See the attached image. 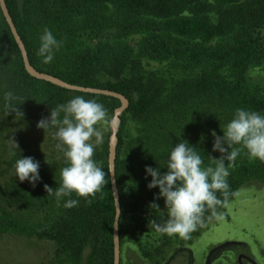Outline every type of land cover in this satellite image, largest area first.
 <instances>
[{"label":"trees","instance_id":"16d2710c","mask_svg":"<svg viewBox=\"0 0 264 264\" xmlns=\"http://www.w3.org/2000/svg\"><path fill=\"white\" fill-rule=\"evenodd\" d=\"M5 1L33 66L64 82L112 90L130 101L121 116L115 164L121 248L128 239L141 240L143 234L161 235L153 221L163 223L167 218L166 210H161L163 198L155 201L161 209L150 207L159 189L147 187L151 177L145 178V166L166 167L168 152L163 148L158 152L155 146L152 155L144 146L136 155L123 134L127 114L145 124L140 139L144 144L150 133L174 135L170 127L177 121L193 123L194 130L187 128V140L205 167H214L210 156L220 155L212 152V130L222 135L237 108L264 114V87L250 85L247 78L252 66L264 64V0ZM45 28L62 41L48 64L37 55ZM134 36L141 39L131 43ZM85 38L98 41L94 46L82 45ZM147 60L171 61L184 76L169 84L158 72H146ZM75 96L102 103L107 116L121 105L111 96L71 91L31 76L0 7V234L53 241L55 250L48 264H114L116 202L108 172L110 132L94 154L108 183L88 198L91 203L75 193L60 201L47 194L44 185L58 188L61 169L67 166L65 159H59V150L23 152L21 147L17 151L14 165L20 156L40 162L42 179L35 187L4 167L6 140L18 134L54 133V128H38L37 122ZM125 153L128 156L123 158ZM229 172L227 200L247 183L264 180V162L249 159L242 149ZM67 199L79 203L65 207ZM213 216L206 212L203 227Z\"/></svg>","mask_w":264,"mask_h":264},{"label":"clouds","instance_id":"9594fccd","mask_svg":"<svg viewBox=\"0 0 264 264\" xmlns=\"http://www.w3.org/2000/svg\"><path fill=\"white\" fill-rule=\"evenodd\" d=\"M39 40L37 55L43 63H51L62 47V41L48 28L43 30ZM7 96L11 98L12 93ZM103 126H110L103 104L83 96H75L52 108L48 117L37 122L38 128L55 129L56 147L63 152L67 164L61 169L58 188L44 185L49 196L60 201L75 193L91 203L88 198L102 191L108 183L107 173L94 159V154L104 141ZM222 131V135L211 131L214 138L212 152L220 153L219 157L209 155L214 167L203 166L202 156L187 140L171 146L166 167L145 166V178L151 177L147 187L159 189L150 207L161 209L155 201L163 198L164 208L161 210H166L167 218L163 223L153 221L157 233L189 239L193 232L203 227L206 212L216 215L218 207L226 204L230 195L229 169L235 167L242 149L246 150L249 159L264 162V114L237 108ZM13 145L19 149L14 140ZM161 168L167 170L162 172ZM14 170L21 182L28 181L33 187L42 179L40 162L32 156H20L15 161ZM217 193L224 199H220ZM78 203L77 199H67L64 206L74 207Z\"/></svg>","mask_w":264,"mask_h":264},{"label":"rangeland","instance_id":"374dc122","mask_svg":"<svg viewBox=\"0 0 264 264\" xmlns=\"http://www.w3.org/2000/svg\"><path fill=\"white\" fill-rule=\"evenodd\" d=\"M140 39L141 36H134L129 40L136 43ZM97 41L85 38L81 44L94 46ZM145 69L148 73L158 72L169 84L184 76L173 67L171 61L157 63L147 60ZM247 78L250 85L264 87V64L252 66L247 72ZM113 118L114 115H109L110 126L101 127L104 135L109 132L112 135ZM176 123V126L170 127L174 135L156 136L150 133L146 139L147 144H144L140 139L146 132L145 124L127 114L123 134L126 141L132 143L136 155L143 152L144 146H147L152 155L155 154V146L158 147V152L163 148L169 153L171 148L166 143L174 147L181 140H187V128L194 130L195 127L186 119ZM52 136L54 133L41 132L32 136L18 134V137L8 138L4 167L8 168L10 174H15L12 160L17 151L21 152V147L23 152L28 148L36 152L59 150L55 138L54 145L51 146L49 139ZM28 139H31L29 144ZM13 140L19 149L14 147ZM57 154L60 160L65 159L62 151L59 150ZM126 156V153L123 154V158ZM54 250L55 244L51 240L0 234V264H48ZM121 264H264V180H253L241 187L189 239L167 235L162 237L155 233L143 234L141 240L128 239L121 248Z\"/></svg>","mask_w":264,"mask_h":264},{"label":"water","instance_id":"95a60500","mask_svg":"<svg viewBox=\"0 0 264 264\" xmlns=\"http://www.w3.org/2000/svg\"><path fill=\"white\" fill-rule=\"evenodd\" d=\"M0 7L17 41V44L21 50L26 70L29 72L31 76L37 79H40V80L51 82L54 85H57L61 88L68 89L71 91L88 93V94L106 95V96L117 98L121 101V105L118 108H116L114 112V118L111 121L113 132L110 137V143H109V166H110V173H111L112 185L114 189V196H115V202H116V218H115V224H114V244H115L114 264H121V241H120L119 227H120V217H121L122 210H121V202H120V193L118 190V185H117V180H116L115 164H116V158H117L118 131L121 126V115L128 109L130 105V101L125 95L121 93L108 90V89L87 87V86L67 83L54 75L38 70L35 66L32 65L29 59L26 46L15 26V23L9 12V9L7 7L5 0H0Z\"/></svg>","mask_w":264,"mask_h":264}]
</instances>
